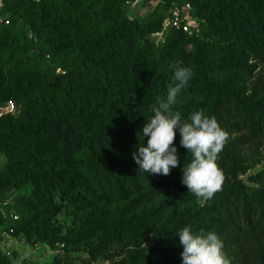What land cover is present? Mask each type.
Listing matches in <instances>:
<instances>
[{"label":"trees","instance_id":"1","mask_svg":"<svg viewBox=\"0 0 264 264\" xmlns=\"http://www.w3.org/2000/svg\"><path fill=\"white\" fill-rule=\"evenodd\" d=\"M159 5L162 14L137 20L124 0L6 2L0 105L13 111L0 116V205L21 194L18 217L8 209L0 226L28 244L84 253L87 264H181L176 233L187 226L214 231L229 264H264V165L242 179L255 167L250 150L264 152V0ZM185 5L197 33L169 29L156 43L169 10ZM18 23L30 40L16 34ZM175 63L194 72L175 110L183 119L199 110L227 134L216 160L222 187L203 206L181 183L191 155L179 132V164L168 175L147 176L132 158ZM68 210L71 223L59 221ZM0 264L13 262L0 252Z\"/></svg>","mask_w":264,"mask_h":264},{"label":"clouds","instance_id":"2","mask_svg":"<svg viewBox=\"0 0 264 264\" xmlns=\"http://www.w3.org/2000/svg\"><path fill=\"white\" fill-rule=\"evenodd\" d=\"M169 68L173 75L166 96L156 98V105L151 108L153 115L138 131L140 141L132 152V158L147 176L168 175L179 164L174 144L179 132L180 146L191 155V160L182 166L181 183L203 206L222 187L224 177L216 160L223 150L227 134L214 117L205 116L199 110L187 119L182 118L181 112L175 108L194 72L179 63L170 64ZM176 235L182 247L181 264H229L223 252V242L214 231L194 232L186 226Z\"/></svg>","mask_w":264,"mask_h":264},{"label":"rangeland","instance_id":"3","mask_svg":"<svg viewBox=\"0 0 264 264\" xmlns=\"http://www.w3.org/2000/svg\"><path fill=\"white\" fill-rule=\"evenodd\" d=\"M125 3V12L130 19L143 20L147 19L151 15H158L163 13V8L159 5V2H150L144 0H124ZM16 34L21 38L30 40L31 35L27 32V27L22 23H18L15 26ZM156 43L160 42V39L156 36L152 37ZM33 53H31L32 55ZM48 60V59H47ZM62 61V58L56 59V63ZM58 72V70L56 71ZM0 107H5L1 106ZM13 111V109H12ZM263 148H261V151ZM263 152V151H262ZM249 157L251 158V163H255V167L247 174L243 175L242 179L247 181V176L254 174L262 169L264 165V152L259 156L255 151L250 150ZM6 159L3 155L0 154V168L5 166ZM19 192H10L5 197V203L0 205V214L3 217L6 216L7 210L9 209V214L15 217H18V214L12 206L16 198L20 195ZM74 218V213L72 210L65 211L58 216V220L70 224ZM8 222L0 226V252L6 254L13 264H50L55 257H64L68 256V264H87V256L81 252L70 251L68 254H65V251L62 249V246L57 245L55 247L48 246L46 244H28L22 238L13 239L12 237L7 236L5 231ZM147 244H150V239L147 238ZM92 264H110L103 260H97Z\"/></svg>","mask_w":264,"mask_h":264},{"label":"built area","instance_id":"4","mask_svg":"<svg viewBox=\"0 0 264 264\" xmlns=\"http://www.w3.org/2000/svg\"><path fill=\"white\" fill-rule=\"evenodd\" d=\"M7 1H17V0H0V27L9 25V19L4 15L3 11L5 9V4ZM32 2L38 3L41 0H30ZM150 2H160V0H144ZM179 30L187 35H193L197 33L198 27L195 19L191 15V8L189 5L181 6V7H173L169 10L168 15L162 22L161 30L158 33H155L153 36H156L160 39L163 34L169 30ZM12 105L8 103L5 107H0V116L5 113L12 112ZM16 219V217H14ZM9 237V234L7 233Z\"/></svg>","mask_w":264,"mask_h":264}]
</instances>
